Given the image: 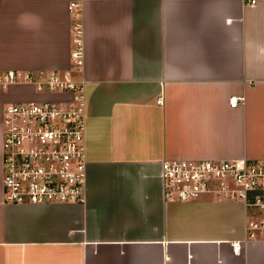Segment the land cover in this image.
Segmentation results:
<instances>
[{"label": "crops", "instance_id": "obj_1", "mask_svg": "<svg viewBox=\"0 0 264 264\" xmlns=\"http://www.w3.org/2000/svg\"><path fill=\"white\" fill-rule=\"evenodd\" d=\"M9 71L84 82L88 178L82 204L4 203L5 112L47 96L0 85V264H264L242 200L170 202L162 177L165 162L264 164V0H0Z\"/></svg>", "mask_w": 264, "mask_h": 264}, {"label": "built area", "instance_id": "obj_2", "mask_svg": "<svg viewBox=\"0 0 264 264\" xmlns=\"http://www.w3.org/2000/svg\"><path fill=\"white\" fill-rule=\"evenodd\" d=\"M81 4L71 32L73 68L81 71ZM28 84L47 99L16 104L4 115L3 189L7 205H63L86 201L88 148L84 82L72 73L36 79L9 71L0 85ZM239 98H233L237 104ZM165 196L170 202H193L205 195L230 197L253 212L248 232L264 231V164L236 161H173L162 164Z\"/></svg>", "mask_w": 264, "mask_h": 264}, {"label": "rangeland", "instance_id": "obj_3", "mask_svg": "<svg viewBox=\"0 0 264 264\" xmlns=\"http://www.w3.org/2000/svg\"><path fill=\"white\" fill-rule=\"evenodd\" d=\"M73 49V48H72Z\"/></svg>", "mask_w": 264, "mask_h": 264}]
</instances>
